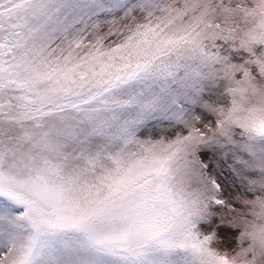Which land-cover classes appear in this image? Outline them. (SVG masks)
<instances>
[{
    "label": "snow or ice",
    "instance_id": "snow-or-ice-1",
    "mask_svg": "<svg viewBox=\"0 0 264 264\" xmlns=\"http://www.w3.org/2000/svg\"><path fill=\"white\" fill-rule=\"evenodd\" d=\"M0 264H264V0H0Z\"/></svg>",
    "mask_w": 264,
    "mask_h": 264
}]
</instances>
